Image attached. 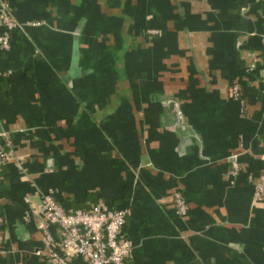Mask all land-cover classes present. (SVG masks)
<instances>
[{"label": "crops", "instance_id": "0c3cea01", "mask_svg": "<svg viewBox=\"0 0 264 264\" xmlns=\"http://www.w3.org/2000/svg\"><path fill=\"white\" fill-rule=\"evenodd\" d=\"M2 3L0 264H52L47 190L128 205L127 264H264V0Z\"/></svg>", "mask_w": 264, "mask_h": 264}, {"label": "built area", "instance_id": "2783aa9c", "mask_svg": "<svg viewBox=\"0 0 264 264\" xmlns=\"http://www.w3.org/2000/svg\"><path fill=\"white\" fill-rule=\"evenodd\" d=\"M0 20L5 29L0 33V46H9V31L19 23L13 18L2 3ZM156 31V29L152 30ZM230 95L240 96V85L233 83L230 87ZM6 132L0 130V182L2 180L1 166L10 157L1 137ZM237 153H232L233 158L230 172L235 173L238 167ZM264 195V178L259 177L255 182L254 196L261 198ZM38 212L42 218L39 226L42 229L44 244L37 253L49 260L52 264H77L74 258H80L84 264H127V259L133 251L131 240L122 231L129 206L107 208L100 202L88 209L64 208L50 191L40 194ZM174 202L177 210L184 213L187 209V201L179 192H174ZM27 218V215H24ZM50 224H56L59 236L55 237L49 229ZM2 218L0 217V231ZM1 237V235H0ZM1 250V246H0Z\"/></svg>", "mask_w": 264, "mask_h": 264}, {"label": "trees", "instance_id": "16d2710c", "mask_svg": "<svg viewBox=\"0 0 264 264\" xmlns=\"http://www.w3.org/2000/svg\"><path fill=\"white\" fill-rule=\"evenodd\" d=\"M92 205H94V204H92ZM92 205H91V206H92ZM91 206H88V205H87V206H82V207H80V208L88 209V208H90Z\"/></svg>", "mask_w": 264, "mask_h": 264}]
</instances>
